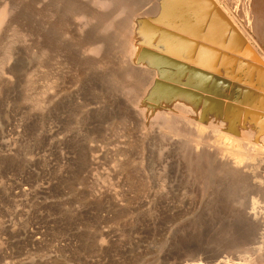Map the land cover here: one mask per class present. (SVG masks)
Instances as JSON below:
<instances>
[{
    "label": "rangeland",
    "instance_id": "1",
    "mask_svg": "<svg viewBox=\"0 0 264 264\" xmlns=\"http://www.w3.org/2000/svg\"><path fill=\"white\" fill-rule=\"evenodd\" d=\"M92 1L0 0V264H264V74L252 69L264 50L206 54L214 77L202 95L217 107L166 114L154 109V80L135 81L129 64L150 49L135 25L153 21L146 13L155 2L160 14L163 0H130L137 9L127 11ZM239 1L227 4L239 11ZM149 26L156 43L179 49L155 29L181 31ZM88 39L109 48L89 58ZM244 126L248 141L235 133Z\"/></svg>",
    "mask_w": 264,
    "mask_h": 264
},
{
    "label": "bare ground",
    "instance_id": "2",
    "mask_svg": "<svg viewBox=\"0 0 264 264\" xmlns=\"http://www.w3.org/2000/svg\"><path fill=\"white\" fill-rule=\"evenodd\" d=\"M229 1V0H228ZM227 1V2H228ZM239 1V0H238ZM241 1V0H240ZM239 1V3H240ZM92 2H96V4L100 6H104V7H108V4L111 6L116 7L117 9H130L132 7L133 10H135V8L137 9V6H133L135 4H132L130 0H94ZM225 4L224 0H163L161 2V6L159 8L160 10V14H158V12L154 9L152 4V9L150 11H148L146 13V15H148V17H152V19L150 18L151 21L150 23L149 20H146L147 23H144L143 25V29L139 26L138 24L135 25L136 27V33L135 36L136 38H139V40L143 41V45L144 46H148L150 49L147 50L148 48L143 47L142 52L139 53V49L136 51L137 52H132L130 54L131 57V61L129 64H131V68H133V70L136 73L137 79L135 81L138 80V76L141 78H146L145 80L151 79L154 80V87L152 89L153 91V96L154 99L158 100L160 106H157V104L154 105V109L158 110L157 107H167L168 109H173L172 111H177L178 109L180 110L181 108H186L184 111H182L183 113L186 114V110H188V112L190 110H193L195 112H201L202 115H205V111L206 110H211L213 107H217L218 101L213 100L210 97H206L205 95H202L203 90L208 89V84H207V80H209L208 78L213 77L214 76H210L208 74V70H207V66L209 65V62H211V60L209 61V59L206 57V54L209 55V57L212 59L215 56H218V54H220L221 57L226 58L227 55L223 54L222 51H230V52H236L238 49V47H240V44H242V49L243 46L245 48H248L250 50L253 49H260V50H264V0H242V10H237V6L236 8L232 7L231 4ZM231 2V1H230ZM234 2V1H233ZM138 3V2H136ZM225 4V7H223L221 4ZM232 3V2H231ZM236 3V2H235ZM72 4V3H71ZM146 4V3H145ZM160 4V3H159ZM223 4V5H224ZM234 4V3H233ZM232 4V5H233ZM241 4V3H240ZM143 5V4H142ZM141 4L138 5L140 6L139 9L142 6ZM235 5V4H234ZM238 5V3H237ZM145 6V5H144ZM142 6V7H144ZM150 6V8H151ZM156 6V5H155ZM159 6V5H158ZM239 7V6H238ZM67 8V7H66ZM146 7H144L145 9ZM149 8V9H150ZM156 8V7H155ZM158 8V7H157ZM241 8V7H240ZM143 9V8H141ZM140 9V10H141ZM239 9V8H238ZM4 10V9H3ZM126 10V11H127ZM132 10V9H131ZM139 10V11H140ZM80 11V10H79ZM78 11V12H79ZM147 11V10H146ZM3 12V11H2ZM0 11V13H2ZM132 11H130L131 13ZM142 13L141 15L140 12L137 11V14L139 16L144 15L145 13ZM136 12H134L135 14ZM209 14L211 17L208 21V23H206L205 21V16L206 14ZM80 14V13H79ZM85 16H88L89 18H95V15L91 14L90 12H85L83 13ZM120 14V13H119ZM129 15V14H128ZM4 14H0V23L3 21L4 18ZM108 16V15H106ZM137 16V15H136ZM208 16V15H207ZM147 17V18H148ZM145 17H143L144 19ZM209 18V17H208ZM96 19L98 20V23L102 26H104L106 28L107 27H116L114 26V24L112 23V21L110 20V18L107 19V17H104L103 15L96 14ZM136 19V18H135ZM134 19V20H135ZM208 20V19H206ZM135 22V21H134ZM204 22L207 24L205 25ZM155 23L157 25V23L159 24H166V25H170L173 28H175L178 31L181 32H169L172 30H168V28H166L167 31H164L165 29H161V28H154L155 31H159V35L164 34V36H172L174 39L173 41L176 42V45L179 47L178 50H174L172 45H168L167 42V37H164L162 40L157 41V43L155 42V40L153 39V35L155 34L152 27L150 29L149 24H153ZM122 25V24H121ZM128 25V24H127ZM132 25V24H131ZM164 26V25H163ZM129 28V27H128ZM131 28V27H130ZM164 28V27H163ZM112 30V29H111ZM118 30V33H122L123 35V31L127 30L126 26H120L118 24L117 29H115V31ZM128 31V30H127ZM134 31V29L132 30ZM113 32V31H112ZM131 32V31H130ZM182 32H184L185 34H183ZM128 34V33H127ZM130 34V33H129ZM190 34V35H188ZM125 35V34H124ZM134 36V35H133ZM116 37V36H115ZM121 37V36H119ZM161 37V36H160ZM171 37V38H172ZM100 38V37H99ZM104 38V37H103ZM102 39V38H100ZM100 39H88L85 43V47L87 53H89V58L91 55H98L100 52L102 53V51L105 49L104 47H108L106 46L105 42H103ZM127 39V38H126ZM158 39V38H157ZM108 40V39H107ZM128 40V39H127ZM129 41V40H128ZM125 44H127V42ZM131 41V40H130ZM129 41V43H131ZM142 41H138V43L142 42ZM114 42V41H113ZM137 42V41H136ZM128 43V44H129ZM136 43V44H138ZM134 46H136L135 44H133ZM131 44V47L133 46ZM139 45V44H138ZM130 46V45H129ZM142 46V45H140ZM139 46V47H140ZM104 48V49H103ZM109 48V47H108ZM106 48V49H108ZM105 49V50H106ZM241 49V50H242ZM85 50V51H86ZM104 50V51H105ZM141 50V48H140ZM240 50V51H241ZM244 50V49H243ZM242 50V51H243ZM249 50V51H250ZM133 51V50H132ZM246 51V50H244ZM248 51V52H249ZM106 52V51H105ZM131 52V51H130ZM239 52V51H238ZM255 52V50H254ZM264 52V51H263ZM100 53V54H101ZM247 53V52H246ZM254 54L253 52H250L249 54ZM262 53V52H261ZM133 54V55H132ZM228 54V53H227ZM240 54V53H239ZM243 54V53H242ZM264 54V53H263ZM259 55V54H258ZM235 56V55H234ZM248 56V55H247ZM246 56V57H247ZM255 56V55H254ZM93 57V56H92ZM206 57V58H205ZM245 57V55H244ZM242 58V57H241ZM88 59V57H87ZM230 59V58H229ZM244 59V58H243ZM262 60V59H261ZM91 61V60H90ZM245 61V60H243ZM239 62V61H238ZM241 62V61H240ZM248 62V61H247ZM244 63V62H243ZM252 63V62H251ZM256 63V62H255ZM128 64V63H127ZM240 64V63H239ZM249 64V63H248ZM254 64V63H253ZM252 64V65H253ZM236 65V64H235ZM244 65V64H243ZM256 65V64H255ZM262 66L259 67L258 66H252V69H257L258 72L263 73L264 74V58L262 61ZM127 66V65H126ZM130 66V65H129ZM223 66V65H222ZM248 66V65H247ZM240 67V66H239ZM130 68V67H129ZM130 68V69H131ZM222 68V67H221ZM128 69V70H130ZM250 69V68H249ZM133 71V73H134ZM222 71V70H221ZM128 72V71H127ZM210 72V71H209ZM225 72V71H224ZM127 75H129L128 73H126ZM125 74V75H126ZM132 74V72H131ZM133 75V74H132ZM131 75V76H132ZM135 76V75H134ZM216 76V75H215ZM127 78V77H126ZM135 78V77H134ZM140 78V79H141ZM249 78V77H248ZM129 79V78H127ZM216 79V78H215ZM214 79V80H215ZM140 81V80H139ZM138 81V82H139ZM255 81V80H254ZM141 82H143V80H141ZM140 82V83H141ZM250 82V81H249ZM137 83V82H136ZM147 83V81L145 82ZM225 83V82H224ZM232 83V82H231ZM262 83V82H261ZM156 84V85H155ZM210 84V83H209ZM214 84V83H212ZM227 84V83H226ZM125 85V84H123ZM230 85V84H229ZM233 85V84H232ZM231 85V86H232ZM127 86V85H126ZM212 86V85H210ZM227 86V85H226ZM140 87V86H138ZM133 88V87H131ZM214 88H216V92H220V93H224L226 95L225 92L226 91V87L225 85H223L220 82H216V85L214 86ZM136 90V89H135ZM229 90V89H228ZM242 90V89H241ZM131 91V90H130ZM133 91V90H132ZM138 91V90H137ZM139 93V92H137ZM244 93V92H243ZM219 94V93H218ZM135 95V93H134ZM139 95V94H138ZM136 95V97L138 96ZM201 95L203 97H201ZM245 95V94H244ZM249 96V95H247ZM221 97V96H220ZM229 97V96H228ZM223 98V97H221ZM247 98V97H246ZM223 100V99H221ZM226 100V99H225ZM225 100H223L225 102ZM259 100V99H258ZM144 101V100H143ZM146 101V100H145ZM251 101V100H249ZM260 102L264 103V98H260ZM148 103V102H147ZM232 103V102H231ZM253 103V102H252ZM247 104V102H246ZM258 104V103H257ZM225 105V104H224ZM228 105V104H227ZM250 105V103H249ZM223 106V104H222ZM229 106V105H228ZM254 106V105H253ZM249 107V106H247ZM251 107V106H250ZM259 107V106H258ZM221 108V107H220ZM223 108V107H222ZM255 108V107H254ZM257 108V107H256ZM181 109V110H182ZM224 110H226V108H223ZM246 109V108H245ZM248 109V108H247ZM149 110V109H148ZM153 110V109H152ZM151 110V111H152ZM161 110V109H160ZM159 110V111H160ZM165 111H167L166 109H164ZM219 110V109H218ZM229 110V109H228ZM233 110V114L231 117L235 118L236 116H238V112H236L237 110H235L234 108H232ZM242 110V109H241ZM250 110V108H249ZM253 110V109H251ZM260 110V108L258 109ZM163 111V110H162ZM164 111V112H165ZM175 111L174 114H176L177 112ZM153 112V111H152ZM181 111L178 112L179 115ZM181 112V113H182ZM187 112V113H188ZM192 112V111H191ZM223 112V111H222ZM261 112V111H259ZM157 113V112H156ZM169 113V110L166 112V114ZM171 113V112H170ZM258 113V112H257ZM159 114V112H158ZM176 114V115H178ZM192 114V113H191ZM194 114V113H193ZM253 114V113H252ZM162 115V114H161ZM160 115V116H161ZM165 115V114H164ZM178 115V116H179ZM184 115V114H183ZM187 115V114H186ZM189 115V113H188ZM187 115V116H188ZM200 115V114H199ZM212 115V114H210ZM223 116V115H222ZM163 117V116H162ZM167 117V116H166ZM182 117V116H181ZM184 117V116H183ZM218 117V116H217ZM244 117V116H242ZM180 118V117H179ZM178 118V120H179ZM155 119V118H154ZM159 119V118H158ZM157 119V120H158ZM164 119V118H163ZM219 119V118H217ZM228 119V117H227ZM156 120V119H155ZM161 120V118H160ZM183 120V119H181ZM235 121H237L236 119H234ZM153 121V120H152ZM172 121V120H171ZM189 121V120H188ZM191 121V120H190ZM256 121V120H255ZM173 122V121H172ZM195 122V121H194ZM234 122V121H233ZM241 122V121H240ZM158 123V122H157ZM171 123V122H170ZM184 123V122H183ZM188 123V122H187ZM196 123V122H195ZM210 123V122H209ZM215 122H212L211 124H214ZM167 124V123H166ZM172 124V123H171ZM175 126V123H173ZM233 124V123H232ZM235 124V123H234ZM258 124V123H257ZM162 125V124H161ZM185 125V124H184ZM201 128L203 126V128L205 127V125L201 122L200 123ZM159 126V125H158ZM173 126V127H174ZM237 126V125H236ZM256 126V125H255ZM182 127V126H181ZM214 127V126H213ZM260 124L257 125V130L260 128ZM169 128V127H168ZM172 128V127H171ZM194 128V127H192ZM202 128V129H203ZM215 128V127H214ZM216 129V128H215ZM163 130V129H162ZM179 132V128L177 129ZM184 130V129H182ZM198 130V129H197ZM201 130V129H200ZM217 130V129H216ZM171 132V131H170ZM189 132V131H188ZM191 132V131H190ZM216 132V131H215ZM172 133V132H171ZM194 133V132H192ZM223 133V134H222ZM236 136L240 139H243L248 141L249 138L251 137V131H249V127H243L241 129L236 130ZM187 134V133H186ZM190 134V133H189ZM201 134V132L199 133ZM229 134V132H219V134H215L216 136L221 137V139H223L224 141L227 139V135ZM164 135V134H163ZM171 135V134H170ZM173 135V134H172ZM214 135V134H213ZM230 135V134H229ZM256 135V134H255ZM167 136V135H166ZM165 136V137H166ZM182 136V135H181ZM187 136V135H186ZM192 138V135H190ZM233 136V134H232ZM164 137V138H165ZM185 137V136H184ZM196 137V136H195ZM205 137V136H204ZM209 137V136H207ZM215 137V136H214ZM230 137V136H229ZM228 137V140H230ZM236 137V138H237ZM263 137V136H262ZM170 138V137H169ZM186 138V137H185ZM184 138V139H185ZM188 138V137H187ZM260 138V137H259ZM193 139V138H192ZM195 139V138H194ZM197 139V138H196ZM182 141V140H181ZM188 141V140H186ZM185 141V142H186ZM194 141V140H193ZM192 141V142H193ZM203 141V139H202ZM209 142V140H207ZM223 141V142H224ZM191 142V141H190ZM200 142V141H198ZM219 141H217L218 143ZM222 142V141H221ZM226 142V141H225ZM242 142V141H241ZM168 143V142H167ZM215 143V142H214ZM213 143V144H214ZM217 143H215L214 145H216ZM178 144V143H177ZM219 144V143H218ZM221 144V143H220ZM223 144V143H222ZM235 144V142H234ZM233 144V145H234ZM239 144V143H237ZM245 144V143H244ZM253 144V143H251ZM264 144V143H263ZM262 144V146H264ZM187 145H189L187 143ZM200 145V144H199ZM225 145V144H224ZM223 145V146H224ZM243 145V144H242ZM174 146V145H173ZM191 146V145H189ZM188 146V147H189ZM246 146V145H245ZM176 147V146H175ZM187 147V148H188ZM192 147V146H191ZM194 147V146H193ZM242 147V146H241ZM253 147V146H252ZM180 148V147H179ZM196 148V147H195ZM218 148V147H217ZM220 149H223L222 146L219 147ZM233 148V147H231ZM244 148V146H243ZM247 149H249L248 144L246 146ZM251 148V147H250ZM255 148V147H254ZM210 149V148H209ZM215 149V148H214ZM230 149V148H229ZM234 149V148H233ZM240 147H236L235 145V154H239L241 152H239ZM247 149L245 150L247 154ZM252 149V148H251ZM251 149L249 151H251ZM264 149V147H263ZM197 150V149H196ZM206 150V149H205ZM218 150V149H217ZM216 150V151H217ZM227 150V149H226ZM244 150V149H243ZM242 150V151H243ZM253 150V149H252ZM186 151V150H185ZM195 151V150H194ZM231 150H229L230 152ZM248 151V152H249ZM254 151V150H253ZM256 151V150H255ZM258 151V150H257ZM256 151V152H257ZM264 151V150H263ZM192 152V151H191ZM172 153V152H171ZM186 153V152H185ZM213 153V152H212ZM252 153V151L250 152ZM254 153V152H253ZM257 153H261V152H257ZM256 153V154H257ZM179 154V153H178ZM188 154V153H187ZM172 155V154H171ZM192 155H195L194 153H192ZM201 155V153L199 154ZM204 155V154H202ZM209 155V154H208ZM216 155V154H215ZM224 155V154H223ZM227 155V154H226ZM249 155V154H248ZM262 155V154H260ZM197 156V155H196ZM225 156V155H224ZM253 156V155H252ZM251 156V157H252ZM198 157V156H197ZM221 157V156H220ZM233 157V155H232ZM231 157V158H232ZM236 157V156H235ZM241 157V156H240ZM248 157V156H247ZM195 158V156H194ZM199 158V157H198ZM227 158V157H226ZM239 158V157H238ZM204 159V157L202 158V160ZM234 160V157L232 158ZM240 159V158H239ZM244 159V158H243ZM262 159V157H261ZM186 160V159H185ZM184 160V161H185ZM212 160V159H211ZM232 160V163H233ZM249 160V159H248ZM201 161V160H200ZM214 161V160H213ZM220 161V160H219ZM218 161V162H219ZM223 161V160H222ZM229 161L231 162V159L229 157ZM237 160H235L234 162L236 163ZM240 162L242 161L239 160ZM252 161V160H251ZM259 161V159H258ZM257 161V163H258ZM195 162V161H194ZM192 162V163H194ZM240 162L237 161V163L239 164ZM246 162V161H245ZM244 162V163H245ZM253 162L254 159H253ZM221 163V162H220ZM236 163V164H237ZM243 163V166L245 167V164ZM249 162H247L248 164ZM234 164V163H233ZM246 164V165H247ZM253 164V163H252ZM263 164V163H262ZM200 165V164H199ZM216 165V164H215ZM222 165V164H221ZM220 165V166H221ZM240 165V164H239ZM228 166V165H227ZM209 167V165H208ZM216 167V166H215ZM223 167V165H222ZM234 167V165H233ZM230 167V168H233ZM236 167H238L236 165ZM243 167V168H244ZM250 167V166H248ZM247 167V168H248ZM260 167V165H259ZM206 168V167H205ZM215 169V168H214ZM225 169V168H223ZM227 169H229L227 167ZM235 169V168H234ZM238 169V168H237ZM209 170V169H208ZM245 170V169H244ZM252 170V169H251ZM256 170V169H255ZM243 171V170H242ZM209 172V171H208ZM220 172V171H219ZM229 172V171H228ZM207 173V172H206ZM238 173V172H237ZM203 174V173H202ZM236 174V173H235ZM207 175V174H206ZM241 175V174H240ZM243 175V174H242ZM208 176V175H207ZM241 177V176H240ZM242 179V178H241ZM245 180V179H244ZM240 182V181H239ZM252 216V215H251ZM253 219V218H251ZM263 248V247H262ZM261 252V251H260ZM260 255V254H259ZM261 256V255H260ZM256 257V256H255ZM252 258V257H251ZM257 259V258H256ZM260 259V258H259ZM258 260V259H257ZM262 261V260H260ZM259 261V262H260ZM236 262V261H235ZM249 262V261H248ZM251 262H255V261H251ZM226 263V262H225ZM231 263V262H229ZM241 263V262H240ZM239 263V264H240ZM243 263V262H242ZM261 263V262H260ZM220 264V263H219ZM233 264V263H232ZM250 264V263H249ZM262 264V263H261Z\"/></svg>",
    "mask_w": 264,
    "mask_h": 264
}]
</instances>
